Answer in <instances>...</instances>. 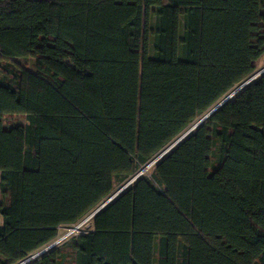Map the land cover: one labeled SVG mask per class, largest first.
Segmentation results:
<instances>
[{
    "label": "trees",
    "instance_id": "trees-1",
    "mask_svg": "<svg viewBox=\"0 0 264 264\" xmlns=\"http://www.w3.org/2000/svg\"><path fill=\"white\" fill-rule=\"evenodd\" d=\"M255 2L0 0V239L12 264L90 216L255 73ZM10 115L24 124L5 127ZM262 133L260 74L89 230L28 264H264V218L241 212L264 207Z\"/></svg>",
    "mask_w": 264,
    "mask_h": 264
},
{
    "label": "snow or ice",
    "instance_id": "snow-or-ice-1",
    "mask_svg": "<svg viewBox=\"0 0 264 264\" xmlns=\"http://www.w3.org/2000/svg\"><path fill=\"white\" fill-rule=\"evenodd\" d=\"M42 2L47 3V0H42ZM53 7H55L56 5L53 4ZM257 7L255 0H251L250 3V9L251 8H255ZM259 7H260V12L258 13V15L261 18V25L260 27L262 29H264V0H260L259 3ZM261 77L264 78V67H262L261 69ZM261 139H264V133L261 134ZM206 153L208 152V149L204 150ZM260 152H264V144L260 145ZM259 153L257 151H253L251 152V156L252 157H256ZM36 156L40 155V151L39 149L36 150L35 152ZM223 163H228L227 160H225ZM221 167H223V164H221ZM203 171V169H202ZM7 192V189H0V195L5 194ZM242 212V218L243 217H257V218H264V207H262L261 209L258 210H243L241 209ZM264 222V221H262ZM255 223V220H251L249 226L251 227L253 224ZM5 233V227L3 223H0V234ZM8 239H10V235L8 236ZM11 249L7 247V239H0V264H12L14 256L10 254ZM234 255H236V253H234ZM240 255L246 256L247 252L245 249H241V253ZM33 260H35V258H33ZM25 264H28V261H25ZM128 264H136L135 262V254H133L131 257H129L128 260Z\"/></svg>",
    "mask_w": 264,
    "mask_h": 264
},
{
    "label": "water",
    "instance_id": "water-1",
    "mask_svg": "<svg viewBox=\"0 0 264 264\" xmlns=\"http://www.w3.org/2000/svg\"><path fill=\"white\" fill-rule=\"evenodd\" d=\"M261 72L258 74L260 75ZM255 76L249 77L247 80H245L243 83L238 85L233 89V91L227 95L224 99H222L217 105H215L206 115H204L198 122H196L191 128H189L184 134H182L178 139H176L170 146H168L162 153H160L151 163L148 165L142 167L140 171L132 178L130 179L126 184H124L121 188H119L112 196H110L105 202H103L95 211L92 212L90 215L91 217L94 216L97 212H99L102 208H104L106 205H108L114 198H116L128 185H130L133 181H135L140 175L144 172V170L149 166L154 163H156L160 158H162L165 154H167L175 145H177L183 138H185L191 131H193L197 126H199L200 123H202L211 113H213L217 108H219L222 104H224L226 101H228L236 92H238L240 89H242L244 86L249 84L250 82L253 81ZM78 227H74L72 230H77ZM66 236L62 237L61 239L53 242L50 244L48 247L44 248L43 250L33 254L32 256L28 257L24 261H22L19 264H25V261L27 260L28 262L33 260V258H36L46 251L50 250L54 246H56L59 242H61Z\"/></svg>",
    "mask_w": 264,
    "mask_h": 264
},
{
    "label": "rangeland",
    "instance_id": "rangeland-1",
    "mask_svg": "<svg viewBox=\"0 0 264 264\" xmlns=\"http://www.w3.org/2000/svg\"><path fill=\"white\" fill-rule=\"evenodd\" d=\"M17 62H19L20 64H24L26 66L30 65L29 61H24V60H21V59H17ZM262 67H264V54L262 55V57L256 63V70H255V73L253 74L255 76V78L253 80H255L259 76L258 74L261 72ZM2 122H3V125L5 127L10 128V127H14V126H18V125L24 124V118L22 116H20V115H10V116H5L2 119ZM152 166H153V164L149 165L140 176L149 174L151 172V170H152ZM89 219L90 218H89V215H88L85 219H83L81 222H79L75 226L61 227L59 229V231H58V238L55 241L61 239L64 236H66L63 239V240H65L68 237H70L71 235H74V234L79 233L81 231L89 230L90 227H91ZM0 223H1V218H0ZM76 226H78V229L77 230H72ZM49 245H46V246L42 247L37 252L43 250L44 248L48 247Z\"/></svg>",
    "mask_w": 264,
    "mask_h": 264
},
{
    "label": "built area",
    "instance_id": "built-area-1",
    "mask_svg": "<svg viewBox=\"0 0 264 264\" xmlns=\"http://www.w3.org/2000/svg\"><path fill=\"white\" fill-rule=\"evenodd\" d=\"M89 218H91V216H89ZM78 227V226H77Z\"/></svg>",
    "mask_w": 264,
    "mask_h": 264
}]
</instances>
